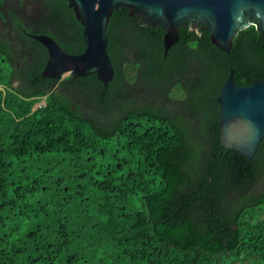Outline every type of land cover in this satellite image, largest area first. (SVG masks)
Here are the masks:
<instances>
[{"label": "trees", "instance_id": "16d2710c", "mask_svg": "<svg viewBox=\"0 0 264 264\" xmlns=\"http://www.w3.org/2000/svg\"><path fill=\"white\" fill-rule=\"evenodd\" d=\"M31 1L0 0V264H264V138L250 161L222 147L216 102L230 69L264 81L255 26L228 54L180 27L165 56L164 31L118 9L105 87L42 77L30 35L78 55L82 27Z\"/></svg>", "mask_w": 264, "mask_h": 264}, {"label": "water", "instance_id": "95a60500", "mask_svg": "<svg viewBox=\"0 0 264 264\" xmlns=\"http://www.w3.org/2000/svg\"><path fill=\"white\" fill-rule=\"evenodd\" d=\"M65 1L82 27L84 49L78 55H70L52 37L31 34L47 52L41 74L45 79L61 81L66 73L72 80L95 75L106 87L114 76L107 53L106 28L112 13L118 9L141 18L145 26L161 28L165 56L178 42L180 27H189L199 36L203 31L209 32L211 43L226 54L238 32L249 26H255L264 40V0ZM42 101L44 105L45 98ZM216 102L221 146L250 161L264 138V81L256 80L248 87L238 86L230 69Z\"/></svg>", "mask_w": 264, "mask_h": 264}, {"label": "rangeland", "instance_id": "374dc122", "mask_svg": "<svg viewBox=\"0 0 264 264\" xmlns=\"http://www.w3.org/2000/svg\"><path fill=\"white\" fill-rule=\"evenodd\" d=\"M12 3L14 4L15 2L12 1ZM24 4H25L26 12H28L29 15H35L37 13V9L35 8V5H34V3L31 0H24ZM68 76L69 75L66 73L64 75L63 79H65ZM42 100L40 102L36 103L33 106V109H36V108L40 107L42 105V102H43Z\"/></svg>", "mask_w": 264, "mask_h": 264}, {"label": "flooded vegetation", "instance_id": "af4514ba", "mask_svg": "<svg viewBox=\"0 0 264 264\" xmlns=\"http://www.w3.org/2000/svg\"><path fill=\"white\" fill-rule=\"evenodd\" d=\"M76 19V18H75ZM81 26V25H80ZM84 44V43H83ZM12 82L14 83V85H17L18 81L16 79L12 80Z\"/></svg>", "mask_w": 264, "mask_h": 264}]
</instances>
